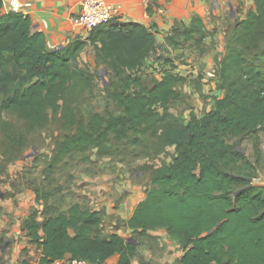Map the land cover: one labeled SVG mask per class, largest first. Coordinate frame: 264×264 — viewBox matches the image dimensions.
<instances>
[{
    "label": "trees",
    "instance_id": "trees-1",
    "mask_svg": "<svg viewBox=\"0 0 264 264\" xmlns=\"http://www.w3.org/2000/svg\"><path fill=\"white\" fill-rule=\"evenodd\" d=\"M252 4L224 30L215 69L222 95L209 110H190L180 119L171 109L186 77L166 71L147 85L140 74L157 45L155 32L143 23L116 17L94 27L85 40L48 48L30 16L7 10L0 0V117L16 115L30 131L43 126L50 111L59 114L64 133L48 168L77 154L89 161L91 152L99 158L124 153L147 161L139 167L148 175L144 198L126 222L115 224L129 227L137 243L105 232L103 210L72 203L55 211L47 204L49 193L43 199L36 195L44 209L41 221L34 209L22 228L39 247L40 264L66 256L91 264L117 256L116 264H132L139 256L138 241L156 228L179 244V264H264V184L252 182L262 159L257 134H264V0ZM207 33L202 17L193 14L188 26L176 25L165 40L174 49L188 41L200 48ZM87 45L96 63L111 73L105 93L113 109L79 113L74 107L95 80L77 63ZM0 122L7 145L2 153L19 157L25 135L9 121ZM249 135L255 139V162L238 142H230ZM171 146L169 162L148 163Z\"/></svg>",
    "mask_w": 264,
    "mask_h": 264
},
{
    "label": "rangeland",
    "instance_id": "rangeland-1",
    "mask_svg": "<svg viewBox=\"0 0 264 264\" xmlns=\"http://www.w3.org/2000/svg\"><path fill=\"white\" fill-rule=\"evenodd\" d=\"M216 4L219 6L216 7ZM251 5L252 0H206L205 26L210 30L208 32H214V35L212 33L207 37L200 48L185 42L180 43L179 48L173 49L166 41L157 42L149 63L145 64L140 74L147 85L151 84L153 78L160 79L166 71L186 77L185 82L178 85L181 97L171 109L180 119L190 110L202 114L212 107L215 97L222 95V91L217 87L215 69L224 48V30L232 18L241 16ZM77 63L80 67L89 69L95 80L92 87L84 91L74 104L76 111L87 113L92 110L113 109L114 106L105 93L106 86L113 80L110 71L105 65L96 63L94 52L88 49L79 55ZM5 120L10 122L15 131L25 135L26 144L22 147L19 157L8 158L3 154L7 145L0 127V187L4 193L31 191L30 195L36 205L30 206L40 207V210H37L41 212L40 215L44 209L35 198L37 195L43 199L42 196L46 192L50 194L47 204L55 211H63L73 202L94 208L112 197L121 201L125 198L124 191H128L131 186L141 183L145 189L148 184V175L139 169L147 162L146 159H136L133 155L124 153L99 158L91 152L89 161L82 160L77 154L56 168H48L53 147L64 133L59 114L54 115L50 111L46 123L30 131L26 130L27 124L16 115L4 113L0 121ZM257 137L262 159L257 176L252 182L264 184L263 132L259 131ZM254 141L251 135L240 140H230L233 143L238 142L239 149L255 162ZM173 153L174 147H168L164 153L151 158L148 163L157 166L163 161L169 162ZM104 222L106 228L111 221L105 218Z\"/></svg>",
    "mask_w": 264,
    "mask_h": 264
},
{
    "label": "crops",
    "instance_id": "crops-1",
    "mask_svg": "<svg viewBox=\"0 0 264 264\" xmlns=\"http://www.w3.org/2000/svg\"><path fill=\"white\" fill-rule=\"evenodd\" d=\"M21 1L30 3L29 6L24 8L23 14L30 16L34 29L37 28L44 32L48 48L65 45L77 37L83 40L87 38L88 32L76 24V18L80 12V0ZM108 1L121 5L120 14L117 17L119 21L140 22L153 30L156 36V43L159 41L165 42V35L176 25L188 26L190 17L193 14L200 15L205 23L206 0ZM218 6L219 4H216V7ZM207 28L205 26L208 31L209 29ZM212 33L214 35V32H211V34L208 32L207 37H210ZM86 49L93 51L87 45L82 52ZM4 192L0 187V264H20L23 260H27L29 264H40V249L30 241L22 228V222L30 216L32 210H40V207L30 206L34 204L33 197L30 195L31 191ZM124 192L125 198L121 201L119 198L115 199L112 197L111 200L100 202L98 206L90 208L103 210L105 218L111 221L108 222L105 232L116 233L124 239H129L131 236L130 228L125 224L116 226V220L120 219L124 223L129 219L137 203L144 198L145 189L139 183ZM87 207L89 206L87 205ZM40 214L41 212L38 211V221H41L42 218ZM138 243L139 256L133 259L132 264H141V261L144 264H179L178 259L182 254V250L177 242L168 239V234L164 228L147 231V234L142 236ZM70 260L66 256L50 264H71ZM116 262L117 256H113L103 264H116Z\"/></svg>",
    "mask_w": 264,
    "mask_h": 264
},
{
    "label": "built area",
    "instance_id": "built-area-1",
    "mask_svg": "<svg viewBox=\"0 0 264 264\" xmlns=\"http://www.w3.org/2000/svg\"><path fill=\"white\" fill-rule=\"evenodd\" d=\"M5 8L10 11H21L30 3L21 0H2ZM121 5L108 0H80V12L76 18V24L86 32H90L99 24L108 22L118 17ZM71 264H86L84 260L71 259Z\"/></svg>",
    "mask_w": 264,
    "mask_h": 264
},
{
    "label": "water",
    "instance_id": "water-1",
    "mask_svg": "<svg viewBox=\"0 0 264 264\" xmlns=\"http://www.w3.org/2000/svg\"><path fill=\"white\" fill-rule=\"evenodd\" d=\"M218 227V224L217 225H215L209 232H212L213 230H215L216 228ZM128 240H130V241H133L134 243H137L135 240H132V239H128Z\"/></svg>",
    "mask_w": 264,
    "mask_h": 264
}]
</instances>
